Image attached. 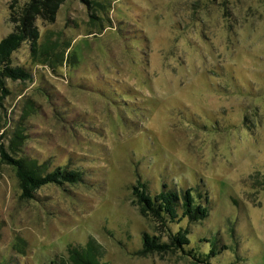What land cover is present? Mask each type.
Returning <instances> with one entry per match:
<instances>
[{"label":"rangeland","instance_id":"rangeland-1","mask_svg":"<svg viewBox=\"0 0 264 264\" xmlns=\"http://www.w3.org/2000/svg\"><path fill=\"white\" fill-rule=\"evenodd\" d=\"M36 24L49 46L12 54L30 78L3 79L0 147L21 134L19 156L77 179L25 199L0 160V264H58L90 237L106 264H200L136 254L161 229L131 202L138 179L208 194L209 214L179 223L202 252L217 234L201 264H264V0H65Z\"/></svg>","mask_w":264,"mask_h":264},{"label":"trees","instance_id":"trees-1","mask_svg":"<svg viewBox=\"0 0 264 264\" xmlns=\"http://www.w3.org/2000/svg\"><path fill=\"white\" fill-rule=\"evenodd\" d=\"M65 0H27L20 3L12 0L9 3V22L12 30L0 39V88L3 90L4 78L13 80H27L30 73L20 65H12V54L17 51L23 42L27 41L29 53L32 58L48 48V43L39 42L40 32L36 20L50 21L56 15L59 6ZM87 1V0H86ZM21 134H15L9 144V150L0 147V160L12 167L16 173L21 190V196L25 199H33L35 190L41 185L49 183L74 182L77 173L73 170L55 168L43 172L40 165L33 158L20 155L18 152L17 138ZM132 204L138 209L141 216L154 223V231L160 233L142 234L141 248L136 254L147 255L156 253L163 255L173 252H182L185 256L190 255L194 261L200 264L207 261L205 257L215 256L218 236H213L208 241L207 252H202L197 242L195 246L190 243V230L188 223L205 218L209 213L208 194L202 192L199 186L187 187L184 190L168 188L163 184L162 189L150 193L146 184L140 179L132 186ZM186 218V226L180 225V221ZM177 223L178 228H172ZM166 228L167 239H164L161 231ZM207 248V247H206ZM66 257L61 258L58 264H106L101 261L104 254L103 247L93 237H90L84 246L68 245Z\"/></svg>","mask_w":264,"mask_h":264}]
</instances>
